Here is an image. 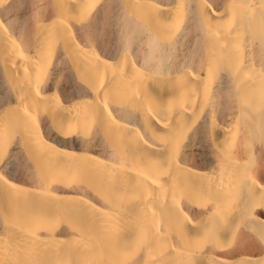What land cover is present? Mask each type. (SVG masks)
<instances>
[{"label":"bare ground","instance_id":"1","mask_svg":"<svg viewBox=\"0 0 264 264\" xmlns=\"http://www.w3.org/2000/svg\"><path fill=\"white\" fill-rule=\"evenodd\" d=\"M0 264H264V0H0Z\"/></svg>","mask_w":264,"mask_h":264}]
</instances>
